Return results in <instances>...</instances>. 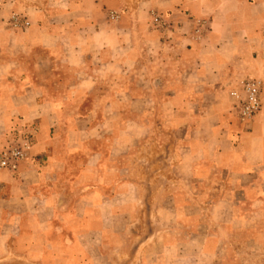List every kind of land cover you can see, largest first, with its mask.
Listing matches in <instances>:
<instances>
[{"label":"crops","instance_id":"0c3cea01","mask_svg":"<svg viewBox=\"0 0 264 264\" xmlns=\"http://www.w3.org/2000/svg\"><path fill=\"white\" fill-rule=\"evenodd\" d=\"M208 2L198 15L208 21L203 35L191 22L168 33L136 23L68 33L32 21L12 32L14 52L0 45V145L17 119L36 129L18 169L0 171L1 258L51 264L54 255L79 257L88 232L102 238L109 222L131 224L132 182L117 172L132 169L133 143L152 142L150 109L158 133L166 124L185 128L168 154L177 179L212 169L226 175L227 192L209 205L211 214L218 206V221L229 216L244 228L264 218V0ZM243 72L263 86L249 124L225 111ZM163 139L155 137L158 147Z\"/></svg>","mask_w":264,"mask_h":264},{"label":"rangeland","instance_id":"374dc122","mask_svg":"<svg viewBox=\"0 0 264 264\" xmlns=\"http://www.w3.org/2000/svg\"><path fill=\"white\" fill-rule=\"evenodd\" d=\"M207 8H211L208 0H0V45L4 44L5 53L14 52L12 32L25 31L32 27V21L57 28L63 26L68 33L78 26L87 32L88 27L96 24L109 33L118 29V25L127 27L133 23L150 31L160 30L153 19L162 16V30L167 33L173 31V26L177 29L191 22L195 33L203 35L208 21L198 15ZM8 30L11 35L6 33ZM38 52L44 54L42 50ZM20 53L30 56L32 51L23 48ZM248 79L261 82L243 72L241 79L227 92V116L241 124L251 123L261 107L263 86L260 107L253 118L241 120L233 109L232 93L241 92V83ZM162 111L168 122L172 120L171 111ZM149 112L146 119L149 118L148 134L152 142L143 143L142 147L133 143V157L127 161L132 169L127 174L117 172L118 178L129 175L125 179L132 182V192L127 199L132 223L109 222L104 226L102 238L88 232L85 236L87 254L54 255L51 264H264V218L244 228L236 221L225 219L229 216L218 221V206L215 208L218 212L211 214L209 205L227 192L226 175L212 169L201 177L182 175V179H177L179 173L177 169H170L172 160L168 159V154L174 148V134H183L185 128L175 130L172 124H166L158 133L157 111L150 109ZM19 120L10 129L11 139L1 143L0 151L27 141L29 152L36 129ZM119 129L123 131L124 126ZM133 131L140 129L133 128ZM160 134L164 136V146L158 147L155 137ZM157 165L162 169H155ZM65 256L72 259L66 262ZM0 264L35 263L9 254L0 257Z\"/></svg>","mask_w":264,"mask_h":264},{"label":"built area","instance_id":"2783aa9c","mask_svg":"<svg viewBox=\"0 0 264 264\" xmlns=\"http://www.w3.org/2000/svg\"><path fill=\"white\" fill-rule=\"evenodd\" d=\"M160 30L163 29V17L156 16L153 19ZM262 84L257 79H248L241 83V92H233V109L241 120H249L254 117L260 107V92ZM30 145L25 141L21 145L13 146L0 151V171H15L19 162L25 158Z\"/></svg>","mask_w":264,"mask_h":264}]
</instances>
